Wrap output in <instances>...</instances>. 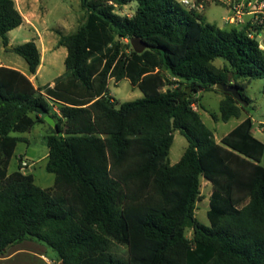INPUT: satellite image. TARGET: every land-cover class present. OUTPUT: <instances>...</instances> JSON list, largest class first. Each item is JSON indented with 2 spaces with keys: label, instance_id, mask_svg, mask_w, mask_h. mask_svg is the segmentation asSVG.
Listing matches in <instances>:
<instances>
[{
  "label": "trees",
  "instance_id": "trees-1",
  "mask_svg": "<svg viewBox=\"0 0 264 264\" xmlns=\"http://www.w3.org/2000/svg\"><path fill=\"white\" fill-rule=\"evenodd\" d=\"M131 3L132 17L117 13ZM80 6L84 22L60 35L68 55L53 87L36 88L25 74L0 66V254L33 241L50 249L57 264H120L106 248L117 241L128 249L121 264H264V143L249 115L217 142L193 108L196 94L217 88L224 98L215 120L248 113L223 87L235 86L251 102L248 85L264 79L258 40L264 27L221 28L178 0H80ZM23 22L14 0H0L5 47ZM133 38L150 48L136 53ZM13 51L37 73L41 52L34 41ZM220 58L228 65L216 67ZM111 80H128L143 97L118 103ZM40 115L56 120L47 137L46 169L55 176L49 189L21 165L9 173L22 141L13 134L31 131L44 121ZM177 130L188 146L171 165ZM202 178L213 188L209 226L194 218ZM188 217L192 239L183 226Z\"/></svg>",
  "mask_w": 264,
  "mask_h": 264
},
{
  "label": "rangeland",
  "instance_id": "rangeland-1",
  "mask_svg": "<svg viewBox=\"0 0 264 264\" xmlns=\"http://www.w3.org/2000/svg\"><path fill=\"white\" fill-rule=\"evenodd\" d=\"M36 10L34 11L38 15H45L44 20L49 27H66L67 23L69 26H75L76 24H82L85 20V12L80 6V0H32ZM259 0H231V1H219V0H209L201 1L203 4V9L199 10L203 12L206 21L211 24H216L219 27H225L226 16L228 11L230 15L232 14L231 7L235 5H243V11L246 13L251 8L250 11H254V6L257 5ZM208 2V4H207ZM207 5H206V4ZM250 3V4H249ZM137 8L136 3H131L122 8H117V13L121 16L132 17L135 14ZM256 16L259 18L263 17L262 13H258ZM225 18V19H224ZM228 18V17H227ZM69 21V22H68ZM244 22V21H243ZM240 24H230V25H241ZM245 26V25H244ZM69 33V32H68ZM25 29L15 30L14 32L8 34L9 45L15 47L22 45L25 41H31L32 36L28 35ZM11 40V42H10ZM260 48L264 50V34L259 37ZM127 43V40L125 41ZM44 51V48H41ZM66 50V49H65ZM50 55H54L52 53ZM0 64L2 66H13L23 69L24 71L29 70L28 64L24 58L18 55L13 50L8 49L4 46L3 40L0 37ZM216 67L222 68L228 65L225 59H217L214 62ZM65 70L64 59L59 61L57 59V65L51 67L49 65V59L46 58L42 60V70L39 79L36 80L38 86L51 82L55 77L59 75L60 70ZM110 93L113 98L118 103H124L128 101H135L143 97L142 92L134 88L128 80H122L118 85L114 80L110 81ZM245 94L250 98L251 102L248 103L247 112L243 115L251 116L254 123V131L256 137L260 138L264 142V132L260 131V124H264V79H256L251 81L248 85ZM198 99V104L196 105V111H199L204 124L210 128L217 142H220L221 138L229 133L232 129L236 127L239 121L236 118L231 119L228 122H223L221 120H215L214 116L220 115V102L224 98L223 94L219 89L215 88L210 91H202L195 96ZM16 137L28 138V142L20 141L15 150V154L9 166V173L18 170L19 165H21L20 156L23 160L30 164V167L26 168L24 171L26 173H33L36 176V181L38 185L49 186L54 183L55 176L49 173L46 169L47 160L44 159L46 153L48 152V146L46 144L47 134L42 130L40 125L35 127V130L27 133H15ZM188 142L186 138L181 134L180 131L174 132V142L170 150L169 161L171 165L177 164L186 148ZM213 188L208 181L204 178L201 179V199L197 202V208L194 214V218L209 226V220L207 217V212L210 209V196L212 194ZM186 235L189 239L193 237V227H185ZM108 251L112 253L116 259L121 263H125L128 257V249L125 245L113 241L106 246ZM51 256L54 253L48 249ZM35 264V263H34ZM36 264H39L37 261ZM51 264H57L51 260Z\"/></svg>",
  "mask_w": 264,
  "mask_h": 264
},
{
  "label": "crops",
  "instance_id": "crops-1",
  "mask_svg": "<svg viewBox=\"0 0 264 264\" xmlns=\"http://www.w3.org/2000/svg\"><path fill=\"white\" fill-rule=\"evenodd\" d=\"M14 2L16 5V8L18 9V11L23 16L24 22L20 27L9 32V34L14 32L15 30H20V29H25L27 32H29L28 35L32 36L31 41H34L36 43V45L38 46V48L41 52V65L38 68L36 74H31L29 72V70L27 72V71H24L23 69H20L18 67H13V66H5V67L16 69V70L20 71L21 73L25 74L32 81L33 85L36 88L43 87L46 85H50L51 87H53L55 80L59 76L64 74L65 70H63V69L60 70L59 75L57 77H55L51 82H48V83L43 84L41 86H38L36 83V80L39 79V76H40V73L42 70V60H43V58H46V61L49 59V65L51 67L57 65V59H59V61L60 60L62 61L64 59V63H65V59L68 55V51H67V48L65 46H59L58 43H59L60 35H69V34L75 33L80 25L76 24L75 26H69V23H67L66 27L65 26L64 27H61V26L49 27L44 20L45 15H38L34 12L36 10V8H35V5H34L32 0H14ZM248 9L249 10L244 14L243 24H241V25H230L229 24L228 26H225V27L223 26L221 28H226V27H231V26L243 27L244 25H246L248 23H252L254 21V19L256 18V15L252 11H250L251 10L250 6ZM229 16H230V12L228 11V15L225 18H227ZM10 42H11V40H10ZM26 42H29V41H25V43ZM41 48H44V51H42ZM52 53H55V57H53L54 55L53 56L50 55ZM0 66H2V65L0 64ZM111 96H112V94H111ZM53 111L59 115V110H58L57 106H54ZM198 113H199V111H198ZM47 116H51V115H45V116L40 115V117L44 118V121L37 124V125H40L42 130L47 134L46 144H47V137L52 132L51 128H54V126L51 125L46 120ZM246 116H248V115H246ZM246 116L242 115V117L240 119H238L241 121H239V123L237 125H239L246 118ZM51 118L56 125V120L52 116H51ZM37 125H35V127ZM260 126H261L259 128L260 131L264 132V124H260ZM35 127L31 131L26 132V133H21V134L30 133V132L35 130ZM253 135L256 137L254 127H253ZM256 138L259 139L262 143H264L260 138H258V137H256ZM21 139L25 142H28V138H26V137H22ZM48 154H49V149H48V152L46 153L44 159L48 160L47 159ZM19 158H20V160L23 159L22 156H20ZM19 167H20V165H19ZM19 167H18V169H19ZM21 171L25 172L24 170H21ZM27 174H33V173L29 172ZM34 178L36 181L35 175H34ZM36 184H37V181H36ZM39 186L43 189H49V188H52L54 186V183L49 185V186H42V185H39ZM51 257L52 256L50 255L48 248L46 246L41 245V244L36 243V242H33V241H24V242L14 246V247H12L6 254H4V255L0 254V264H34V263L36 264L37 261L39 262V264H51Z\"/></svg>",
  "mask_w": 264,
  "mask_h": 264
},
{
  "label": "built area",
  "instance_id": "built-area-1",
  "mask_svg": "<svg viewBox=\"0 0 264 264\" xmlns=\"http://www.w3.org/2000/svg\"><path fill=\"white\" fill-rule=\"evenodd\" d=\"M185 8L188 10H201L203 9V4L201 1L206 0H178ZM209 1V0H207ZM219 1H231V0H219ZM257 5L254 6L253 13L257 15L258 13H262L263 17L259 18L256 16L254 21L251 23L252 25H261L264 27V2L263 1H256ZM232 14L226 18V24H240L243 23L244 11L243 5H235L231 7ZM262 34L260 35V37ZM194 110H196V105H193ZM30 167V164L23 160L21 161V170H25L26 168Z\"/></svg>",
  "mask_w": 264,
  "mask_h": 264
},
{
  "label": "water",
  "instance_id": "water-1",
  "mask_svg": "<svg viewBox=\"0 0 264 264\" xmlns=\"http://www.w3.org/2000/svg\"><path fill=\"white\" fill-rule=\"evenodd\" d=\"M130 43L132 45L133 50L138 54H142L144 51L150 48V46L140 38H133L131 39ZM7 48L10 50L14 49V47L11 45H8ZM223 89L225 92L232 94L235 97V99L243 106L248 105V102L245 100V98L242 96L238 88H236L235 86H224ZM190 94H191V89H188L185 98L188 97ZM46 120L55 127V123L53 122L51 116H47ZM183 226L194 227L193 218L188 217L183 223Z\"/></svg>",
  "mask_w": 264,
  "mask_h": 264
}]
</instances>
